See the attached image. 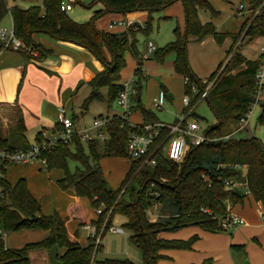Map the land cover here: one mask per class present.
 Wrapping results in <instances>:
<instances>
[{
  "label": "trees",
  "instance_id": "obj_1",
  "mask_svg": "<svg viewBox=\"0 0 264 264\" xmlns=\"http://www.w3.org/2000/svg\"><path fill=\"white\" fill-rule=\"evenodd\" d=\"M60 1L42 0V6L22 8L16 4L8 6L5 0H0V19L10 15L14 32L24 44L20 51L26 56H31L28 49L42 51L32 36L43 33L55 40L84 47L103 64V70L88 82L91 91L82 102L83 109L91 101L102 99L101 87L107 88L108 105L116 100L123 88L120 73L126 64L124 56L129 52L136 63L131 100H134L143 117V122L136 125L161 123L140 100L146 76L142 70L143 59L136 47V34H148L152 29L153 13L164 10L173 1H180L185 14L184 31L176 25L173 40L154 50L153 58L163 63L168 55H174L173 70L183 78L184 96L189 98L183 109L184 124L188 117L196 115L195 106L202 99L206 100L215 116V123L203 131L206 139L198 145L187 140L184 155L179 161L168 159L164 153L163 146L169 138L167 128L160 129L146 156L135 159L126 151L127 139L133 129L131 123L118 115L107 118L105 154L130 160L128 171L116 189L107 186L94 140L86 141L85 150L80 135L74 134L68 143H60L46 152L43 155L46 168H60L64 172L57 182L59 187L71 190L76 196L86 197L93 208H101L92 221L95 235L99 233L101 240L112 226L114 216L121 214L126 219L122 227L130 232L129 242L142 252V264H155L157 259L164 257L160 250L191 249L198 239L196 234L187 239H166L158 237L159 232L188 225H198L211 232L223 230L221 221L227 216L230 206L240 203L245 196L228 184L230 180L244 183L264 209V142L255 136L224 138L231 134L227 131L230 126H237L241 119L247 118L255 103V73L262 54L256 59H247L238 51L236 42L241 33L249 39L264 36V0H247L250 21H243L239 32L232 36L233 43L226 51V58L230 57L227 64L220 70L223 61L220 62L205 82L191 70L185 45L187 35H192L197 41L209 35L217 43L225 40L227 33L218 32L211 20L202 22L199 18L200 10L208 11L211 16L218 12L208 0H92L87 5L91 15L84 22H77L60 10ZM133 11L147 13L144 28H127L115 33L99 30L95 26V21L107 13L126 14ZM105 50L110 55L109 60L105 57ZM209 83L212 84L207 89ZM192 86H195V91ZM204 90L206 96L200 99ZM256 123L264 124V101ZM55 126L60 128L58 123ZM22 138V122L19 121L10 139L0 137V140L4 145L23 148L27 144H14ZM151 159L155 160L154 165L148 163ZM69 160L78 164L73 171L68 168ZM2 168L0 162V172ZM1 183L8 196V203L0 206V221L4 228L7 231L42 229L47 230L48 235L21 248L5 247L0 237V264H30V250L50 249L52 246L64 249L57 256L58 264H135L129 259H97L101 243L95 245L92 236L87 239L86 245H81L78 233L71 234L67 229L68 217H61L56 212L42 214L23 177L14 184L5 177ZM167 200L171 207L176 208L177 214L151 221L147 211L155 205H163ZM233 248L243 249V246ZM211 262V258H206L199 264Z\"/></svg>",
  "mask_w": 264,
  "mask_h": 264
},
{
  "label": "crops",
  "instance_id": "obj_2",
  "mask_svg": "<svg viewBox=\"0 0 264 264\" xmlns=\"http://www.w3.org/2000/svg\"><path fill=\"white\" fill-rule=\"evenodd\" d=\"M65 1L71 4V9L67 11L68 14L73 10V3L70 0ZM96 7H99V5ZM89 10L91 13V9ZM146 18L147 13L145 11H133L126 14L111 12L98 18L95 21V26L99 30L118 33L126 29L124 25L119 23L124 24L127 21H133L144 24ZM73 19L76 21V18ZM32 38L34 43L39 45L42 51H38V53L31 56H26L21 51L0 50V137L10 139L17 123L21 121L23 138L22 141L16 140L14 144H28L35 140L38 132L42 128L53 127L58 123L59 109L62 108L65 115L73 119L75 124L74 131L80 134L84 130H87L92 136V140L96 142L95 139L98 137L97 132L103 130V128H94L93 121L97 118H110L114 115L120 116L122 114L121 109L113 110L111 108L113 102L118 106L116 100L110 105L107 104L106 87L99 89L102 99L91 101L86 109L81 107L83 100L91 91L88 82L98 72L103 70V64L87 49L75 43L55 40L43 33H35ZM104 54L106 59L109 60L110 55L107 50H105ZM159 64L163 66L164 62ZM156 68L160 72L163 67ZM143 73L145 75L144 70ZM176 75L180 76L179 74ZM170 79L169 76H162L161 80L163 84L158 89V91L160 90L165 93V99L169 101L173 99V88L170 84ZM143 91L144 83L140 100H142ZM155 98H153L152 103L154 107ZM149 99L145 96L146 104L144 107L153 111L148 103ZM131 101L132 108L135 102L134 100ZM154 114L156 115L155 112ZM156 117L158 122L168 123L160 120L157 115ZM127 120L131 124H141L143 117L140 110L139 113L127 114ZM28 136L31 138L30 141L27 139ZM102 140L105 141V139ZM82 141L84 142V140ZM101 165L103 166V164ZM119 165H121V169L122 167L126 169L128 163L123 161V164L119 162ZM23 166H28L31 173L41 175L44 180L48 179V190L52 194V206L50 209H53V213L56 212L61 217H68L66 223L68 231L71 234L77 232L79 235L80 228L87 229V239L92 237L95 231V225L92 221L97 218V214L101 208H93L86 197H79L71 190L61 189L57 182L64 176L62 169H47L39 162L32 164L26 163ZM102 166L101 169H103ZM42 169H46L47 172H43ZM243 169L245 170V168ZM24 179L30 193L37 200L36 195L38 192L36 191L34 182L30 178H28L29 180ZM237 189L245 196L240 203L230 206L229 214L241 217L244 220L243 224L228 228L229 230L223 229L214 232L206 231L198 225H188L179 229H172L171 231L163 230L158 233V237L166 239H187L196 234L198 239L192 247L195 251L192 249H163L159 251L160 254L164 255L162 258L171 259L174 264H199L206 258H211V264H244L246 258L249 259L248 264H264L263 206L261 202L253 198L244 183ZM163 206L161 205L156 216L168 217L169 215L177 214V210L174 207L171 208V213L167 214L162 209ZM39 207L41 212V205ZM44 213L45 215H50L51 212ZM155 217L151 221H155ZM30 230H36L33 233L35 239L31 242L39 241L47 235L46 230ZM164 231L166 232L163 233ZM233 246H243V249H235ZM57 248L54 253L56 260L57 256L64 251L63 248L58 246ZM49 250L39 248L32 251L39 252L42 256L47 257ZM30 252H28L29 261ZM155 264L164 263L157 259Z\"/></svg>",
  "mask_w": 264,
  "mask_h": 264
},
{
  "label": "rangeland",
  "instance_id": "obj_3",
  "mask_svg": "<svg viewBox=\"0 0 264 264\" xmlns=\"http://www.w3.org/2000/svg\"><path fill=\"white\" fill-rule=\"evenodd\" d=\"M73 3V10L68 13L70 18H76L78 22H84L90 17V10L87 8V5L92 0H70ZM212 7L218 11L215 16H211L208 11L200 10L199 16L202 22L211 20L216 26V30L221 33H227V36L223 43H217L212 36H206L205 38L197 41L192 35L186 36V53L187 60L191 70L196 74L197 77L204 80L207 79L210 74L217 68L220 62H222L221 69L227 64L230 57L226 58V51L233 43L232 36L239 32L240 26L243 21L251 19V12L249 11L248 1L247 0H208ZM16 4L20 7H28L30 5H39L42 6V0H13L8 2V6ZM75 20V19H73ZM4 25L9 26L11 24L10 15L7 14L2 19ZM178 25L180 30L184 31V9L182 3L173 2L164 10L153 13L152 29L148 34L138 32L136 34V47L137 50L143 59V55H147L148 59L142 60V70L145 71L147 76L144 81V91L142 95L141 103L143 106L146 104L145 96L149 99L148 103L151 106V109L156 113L158 118L164 122L174 123V121L181 120L184 118L182 113L184 109V89H183V80L180 76L176 75L172 70L173 63V54H170L166 57L163 66H160L153 58L154 50L162 47L169 41L173 40L174 33L173 30L175 26ZM244 34H240L237 38L236 45L239 46L238 51L247 59H256L260 54L264 53V36L254 37L249 39L244 37ZM151 42L154 46L152 52H148L147 44ZM30 55L38 53L35 49H28ZM125 66L121 70V82L124 83L129 78H132L133 71L135 68V62L133 57L129 52L125 53ZM156 67L161 68L160 72L157 71ZM170 72V73H169ZM169 73V74H168ZM162 76H169L170 84L173 88V99L171 101L165 99V103L161 108H155L152 106L153 98L157 97L160 93L161 80ZM157 89V90H156ZM148 91V93H146ZM147 94V95H146ZM202 96L200 97V99ZM264 101L263 96L257 100V103L253 105L250 113L245 121V123L237 126H230L227 131L231 132L230 137L234 138H247L255 136L260 138L264 142V124H257L256 118L261 110V104ZM111 108L113 110L121 109L116 105L115 102L112 103ZM122 110V109H121ZM195 116H190L186 119V123L195 121L199 126L198 134H202L208 125L215 123V116L210 106L206 100H200L194 109ZM139 113V109L133 105L129 113ZM27 139L30 141L31 138L28 136ZM97 151L100 155V164H103L102 170L107 181V186L111 189H116L122 179L125 176V173L128 171L129 159L127 157H118L113 155H106L104 149V140L97 137L96 139ZM84 149L87 150L86 142H83ZM123 164L128 163L126 169L119 165V162ZM38 163V162H30ZM21 165H11L6 169V178L9 183L14 184L19 178H30L34 182L36 191L37 201L41 205V212H51L53 209H50L52 204V194L48 190V179L44 180L41 175H35L31 173V170L28 166ZM29 165V164H28ZM78 164L72 160L68 161V168L70 171H73ZM30 171V172H29ZM43 172H47L46 169H42ZM163 210L169 214L171 213V206L168 200L163 204ZM161 205H156V209L153 208L147 211L148 218L153 219L160 210ZM51 210V211H48ZM159 220L161 218L165 219L166 217L156 216ZM155 217V220H156ZM125 217L121 214H116L112 220V226H121L125 222ZM124 229V228H123ZM169 229L167 231H171ZM229 230V229H227ZM47 231V230H46ZM36 230L30 229H21L17 231H8L3 237L4 245L7 248H21L26 243L31 242L35 239L33 233ZM164 231L163 233H165ZM48 235V231H47ZM46 235V236H47ZM88 230L80 228L79 230V242L83 245L87 243ZM130 232L124 229V233L116 234L111 231H107L101 239V249L96 253L97 259L112 258V259H129L130 261L136 264H142V252L134 244L129 242L128 236ZM45 236V237H46ZM44 237V238H45ZM39 248H36V250ZM55 249H58L57 246H52L49 250L47 257L42 256L39 252H33L30 250V264H57L55 258ZM194 250V248H191ZM195 251V250H194ZM158 261L164 264H174L171 259L160 258ZM249 263V259H245V263Z\"/></svg>",
  "mask_w": 264,
  "mask_h": 264
},
{
  "label": "built area",
  "instance_id": "obj_4",
  "mask_svg": "<svg viewBox=\"0 0 264 264\" xmlns=\"http://www.w3.org/2000/svg\"><path fill=\"white\" fill-rule=\"evenodd\" d=\"M8 2L13 0H5ZM71 9V4L67 3L65 0L60 1V10L69 11ZM115 24V23H113ZM124 25V27L132 29L144 28V24L140 22L127 21L126 23H119ZM24 48L22 41L16 36L12 23L9 26L4 25L3 21L0 19V50H13L20 51ZM148 52L153 51V46L151 42L147 44ZM143 59L147 58V55L142 56ZM205 82V80H203ZM134 79L129 78L123 83V88L119 92L116 102L118 106L122 109V114L120 117L127 118V114L131 108V95L134 93L133 90ZM212 83H209L207 89L211 86ZM192 90L195 91V86H192ZM264 93V53L260 59L258 68L255 73V92H254V104L257 103V100L263 96ZM204 98L206 96V90L201 94ZM165 100V93L160 91L159 95L155 98L154 105L157 108L162 107ZM184 104L186 105L189 101L187 95L183 98ZM248 117V115H247ZM247 119V118H246ZM246 119H241L239 125L245 123ZM107 118H97L93 121V127L98 128L102 127L103 130L97 132L98 137L101 139H106L105 133V124ZM58 124L60 128L56 126L42 128L34 141L28 143L23 148L12 147L9 145H4L0 140V162L3 166V171L0 172V206L8 203V196L6 194L5 188L3 186L2 179L6 176V169L11 165L26 164L30 162H39L46 167V160L44 154L56 147L60 143H68L74 134L80 135L81 139L84 141L92 140V136L88 133L87 130L83 132L76 133L74 131V121L71 117H67L62 108L59 109ZM133 129L129 133L126 151L132 158H141L148 154L151 146L154 144L156 138L160 134V129L165 127L169 130V138L164 143L163 149L166 157L173 161H179L185 152L187 145V140L193 145H198L206 139L205 135L198 134L199 126L195 121L189 123H183V119L178 120L174 123H156V124H143L136 125L131 124ZM230 135H225L224 138H228ZM149 164L154 165L155 160L151 159ZM231 187L238 188L243 183H238L235 181L228 182ZM155 207V206H154ZM230 210V209H229ZM221 221V227L223 229L231 228L235 225L243 224L244 220L239 216H233L229 214ZM109 231L122 233L124 231L121 227L110 226ZM8 231L4 228L0 221V237L6 235ZM94 237L95 245L101 243L100 234L95 235V231L92 235Z\"/></svg>",
  "mask_w": 264,
  "mask_h": 264
},
{
  "label": "water",
  "instance_id": "obj_5",
  "mask_svg": "<svg viewBox=\"0 0 264 264\" xmlns=\"http://www.w3.org/2000/svg\"><path fill=\"white\" fill-rule=\"evenodd\" d=\"M246 264H248V263L246 262Z\"/></svg>",
  "mask_w": 264,
  "mask_h": 264
}]
</instances>
